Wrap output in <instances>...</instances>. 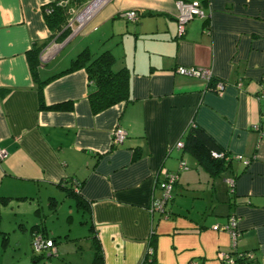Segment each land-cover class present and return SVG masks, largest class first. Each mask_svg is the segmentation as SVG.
<instances>
[{"label": "crops", "instance_id": "obj_1", "mask_svg": "<svg viewBox=\"0 0 264 264\" xmlns=\"http://www.w3.org/2000/svg\"><path fill=\"white\" fill-rule=\"evenodd\" d=\"M53 1L86 2L0 0V246L13 249L7 264H93L95 240L102 264H153L145 259L151 239L154 264H226L221 255L230 251H250L252 264H264V0H183L200 2L204 17L189 20L180 35L178 0H110L70 39L51 37L46 26L42 7ZM127 11L137 20L126 19ZM43 43L38 80L64 71L82 51L108 50L113 70L128 71L130 100L93 114L87 94L94 87L79 68L43 87L47 106L71 108L39 109L29 51ZM178 67L208 68L212 78ZM191 125L231 157L216 176L176 146ZM116 127L127 132L119 145ZM168 172L178 174L172 196L163 213H151ZM22 201L31 213L4 219L1 208ZM66 204L65 221L79 223L56 233L47 216L59 218ZM230 217L239 233L234 249L222 228ZM34 234L53 238L50 255L33 252Z\"/></svg>", "mask_w": 264, "mask_h": 264}, {"label": "trees", "instance_id": "obj_2", "mask_svg": "<svg viewBox=\"0 0 264 264\" xmlns=\"http://www.w3.org/2000/svg\"><path fill=\"white\" fill-rule=\"evenodd\" d=\"M71 4L72 3H70V5ZM76 5L78 4L76 3ZM78 8L79 6H69L68 3L64 4L59 1L47 3L42 7L44 20L46 26L51 31V37L57 35V38L62 39L68 36L69 30L66 28L67 18L71 9ZM43 45H45V43L41 44L38 47L34 46L29 51L30 69L33 73V77L36 83L39 109L68 110L71 108L70 103L47 106L43 97V87L51 78L61 73L79 68L85 70L89 84L94 87V89L88 91L87 94V99L89 101V105L93 114L101 112L119 102H127L130 100L128 71L126 68L113 70L112 66L115 59L112 53H110L108 50H103L96 55L87 51H82L75 56V58L71 62V65L64 71L54 75L49 79H45L42 81L38 80L35 76L34 67L35 64L39 62L38 55L43 48ZM32 54L35 57L33 61L34 63L30 61V56H32ZM182 142L183 150L191 154L195 158L197 163L202 166L211 176H216L217 174H219V172L226 169L231 160V157L226 153H224L223 157H215L213 153H221L222 150L203 129L196 125L187 127L184 132ZM72 193L73 192H71V194ZM73 196L75 197L77 203L80 204L79 198L75 194H73ZM0 204H4V201H0ZM42 236L45 237V235L43 234ZM150 245L153 248V252L150 256H146L145 259L154 264V246L152 239L150 241ZM93 246V264H102V253L100 246L96 240L94 241ZM38 255H40V257H46L43 254ZM236 261L239 262L240 259ZM252 263L253 261L246 262V264Z\"/></svg>", "mask_w": 264, "mask_h": 264}, {"label": "built area", "instance_id": "obj_3", "mask_svg": "<svg viewBox=\"0 0 264 264\" xmlns=\"http://www.w3.org/2000/svg\"><path fill=\"white\" fill-rule=\"evenodd\" d=\"M110 0H86L84 5L78 9H71L69 16L66 22V28L69 30L68 39L75 36L77 33L81 31L83 27L90 21V19L94 16V14ZM176 18L178 22V33L179 35L183 33L184 25L189 20L195 17H204V12L202 10L201 4L198 1H183L178 0L176 2ZM123 16L128 20H137V14L135 11H127L123 13ZM177 72L192 77H198L206 80H210L211 72L208 68H197V67H178ZM224 88V84L218 82L214 89L217 92L222 91ZM127 136V132L124 129L116 127L112 131V142L113 145L122 144L123 140ZM177 147H183V143L181 141L176 143ZM215 157H223L224 153H213ZM6 156V152L4 150H0V159H3ZM238 159H241L240 155L236 156ZM248 160H244V164H246ZM185 163L182 162L180 167L186 169ZM178 178V174L174 172H168L165 174L164 178L158 182V186L160 189V197L157 199H153L150 203L149 211L151 213L164 212V207L166 202L172 196L173 186L176 183ZM221 228V227H220ZM226 231H228L231 238V249H234L236 246V242L239 236V233L236 229V221L233 217L228 219V223L222 227ZM53 242L50 239H46L41 234H34L32 237V248L35 254H44V256H48L53 252ZM153 252L152 246L149 244L145 257L150 256ZM222 259L226 264H246L247 261H252L254 259V255L250 251L246 252H226L222 253ZM240 259L239 262L236 260Z\"/></svg>", "mask_w": 264, "mask_h": 264}, {"label": "rangeland", "instance_id": "obj_4", "mask_svg": "<svg viewBox=\"0 0 264 264\" xmlns=\"http://www.w3.org/2000/svg\"><path fill=\"white\" fill-rule=\"evenodd\" d=\"M32 211V205L28 203V201H22L18 206L11 208V206H5L1 208V213L3 214L4 219L13 216L14 212H17L18 215H29ZM69 213V209L67 207V204L62 207V211L60 212L59 218L56 215L49 214L47 216V226L49 229L54 228V232L59 233V231H63L65 228H67V225L70 224L72 226V231L74 232L76 230L77 224L79 223V220L76 219V221L73 222H66L65 216ZM81 228V226H80ZM8 246V245H6ZM6 246L1 247L0 246V256L1 260L4 261L6 264L9 262L11 253L13 252V249H6V252L2 251Z\"/></svg>", "mask_w": 264, "mask_h": 264}]
</instances>
